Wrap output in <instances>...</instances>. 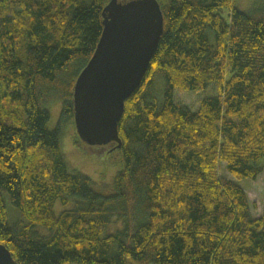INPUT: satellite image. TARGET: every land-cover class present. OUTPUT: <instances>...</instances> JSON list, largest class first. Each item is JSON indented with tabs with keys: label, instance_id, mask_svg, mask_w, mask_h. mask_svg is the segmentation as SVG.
<instances>
[{
	"label": "trees",
	"instance_id": "trees-1",
	"mask_svg": "<svg viewBox=\"0 0 264 264\" xmlns=\"http://www.w3.org/2000/svg\"><path fill=\"white\" fill-rule=\"evenodd\" d=\"M108 1L0 0V243L18 264H264V211L253 217L244 189L218 175L220 163L236 180L264 168V3H159L163 31L124 103L121 169L101 195L61 139ZM210 85L196 110L174 100Z\"/></svg>",
	"mask_w": 264,
	"mask_h": 264
},
{
	"label": "water",
	"instance_id": "water-1",
	"mask_svg": "<svg viewBox=\"0 0 264 264\" xmlns=\"http://www.w3.org/2000/svg\"><path fill=\"white\" fill-rule=\"evenodd\" d=\"M92 56L73 87V121L86 145L117 143L124 103L140 86L163 31L157 0H109ZM0 264H18L0 243ZM66 264H78L69 262Z\"/></svg>",
	"mask_w": 264,
	"mask_h": 264
},
{
	"label": "rangeland",
	"instance_id": "rangeland-1",
	"mask_svg": "<svg viewBox=\"0 0 264 264\" xmlns=\"http://www.w3.org/2000/svg\"><path fill=\"white\" fill-rule=\"evenodd\" d=\"M128 1V0H120ZM159 3H165L166 0H157ZM264 0H235V6L242 11H249L261 4ZM217 93L216 86H208L202 90L183 91L179 89L174 90V100L176 103L186 105L191 110H196L201 99L213 96ZM50 118L48 127L54 128L57 124L60 111L61 102H55L48 106ZM80 143V144H78ZM61 147L64 152L68 167L85 174L93 182V189L101 195H109L113 192V178L115 174L121 169V156L119 149L114 147V143L106 145H86L81 143L76 133L74 124H68L63 128V136L61 139ZM264 163V159L261 164ZM218 175L226 177L238 184L244 189L248 198L250 213L253 217H258L264 211V168L257 175L254 180L241 179L236 180L229 175L225 169L224 164L220 163L218 166ZM70 208V207H67ZM55 212L59 213L63 210L59 203H56ZM13 213L10 211V216ZM12 218V217H11ZM109 227L107 231L120 228L118 225Z\"/></svg>",
	"mask_w": 264,
	"mask_h": 264
}]
</instances>
